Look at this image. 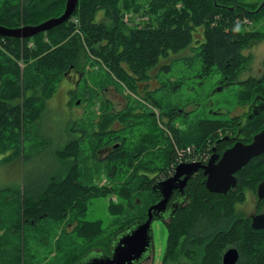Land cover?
Here are the masks:
<instances>
[{
	"label": "trees",
	"instance_id": "obj_1",
	"mask_svg": "<svg viewBox=\"0 0 264 264\" xmlns=\"http://www.w3.org/2000/svg\"><path fill=\"white\" fill-rule=\"evenodd\" d=\"M240 2L242 3L243 0H78L75 11L69 19L48 31L23 38L0 36V149L7 142L12 150L8 159L19 157L21 141L24 139L20 136L39 110L35 103L38 102V85L42 84V90L49 96V92L55 89L57 82L76 67L79 59L94 58L101 62L109 74L124 79L130 90L135 92L140 81L144 82L145 78L147 80V69L154 67L161 56L192 49L191 43L195 38L199 40L197 47L201 70L208 72L212 65L221 71L226 70V67H233L235 61H238L236 59L238 47L234 42L237 36L234 17L238 13L252 15L238 8L237 3ZM64 6L65 0H0V24L7 27L37 24L47 18L60 15ZM140 11V15L146 18H141L145 20V23L142 21V25L129 27L123 21L125 14L129 12L137 14ZM19 60H22L23 68L18 64ZM29 73L38 77L35 83L28 84L24 78ZM145 87L148 88L147 85ZM31 88L37 92L35 99H26V97L22 99L21 94L25 89ZM147 92L149 103L155 94L161 93L159 101H152L155 106L161 107L164 103L168 108L178 106L177 101L173 102L170 98V94L174 92L171 87L166 89L159 81L156 87H151ZM218 128L219 124L216 121L213 128L215 137ZM59 129L56 131L61 140L62 134L59 133ZM52 132L54 133V128H50L49 133ZM112 132L113 130L104 131L103 138L104 135L109 138ZM172 134L173 136L167 135V147L161 156L142 160L140 163L150 162V167L154 165L158 167L164 161L169 164L174 158L176 144L184 146L194 142L203 146L210 133L202 138L203 128L199 126L198 131L197 128L195 129V134L193 131L189 134H178L177 129H173ZM153 138V131L148 130L143 137L142 149L151 150L149 145L155 142ZM43 140L39 141L44 143ZM60 140L53 145L55 147L51 170L47 171L40 181L44 184L30 187L32 188H29L30 192L23 191L19 202L13 191L9 194L0 191V203L6 204L13 198L16 200L14 222L19 231L25 223L36 225L49 217L57 219L69 217L71 220L68 222L77 218L75 229L79 232L96 231L101 224L99 220L83 219L87 205L92 197L106 194L113 189L106 190L83 182L78 177V162H75V165L73 162L70 168L68 167V172L59 178L57 166ZM74 143L71 141L66 144V153L73 152ZM98 144L101 145L102 141H98ZM23 155L24 159L27 158L25 154ZM147 155L149 157V152ZM110 159L117 160L116 156ZM130 161L132 162V153L125 150L120 154L117 162H123L129 168L132 164ZM137 170L136 168L132 171L129 168L128 180L122 183L124 186H114L116 191L120 190V202H111L108 209L111 213H118L126 204L129 207L139 205L142 194L146 196L143 199L142 212L113 235L135 221L144 220L147 208L157 201L158 193L152 185L158 181L156 179L159 176L140 175ZM252 176V179L256 178L255 175ZM200 180L195 181L197 188L191 187L194 201L189 206L190 209L177 214L165 223L167 233L162 264H174L179 259L189 264H222L223 249L236 240L233 235L235 224L230 225V229H226V219L217 218L220 211L226 213V196H218L212 200V206L208 205L203 200V193L207 191ZM135 193L137 194L134 195ZM196 215L197 218L194 217ZM204 215H215L216 219L203 217ZM237 233L239 232L235 233L236 236ZM244 237L241 235L236 240V244L239 242L238 245L244 248H239L240 256L235 264H254L250 260L251 252L259 254L258 264H264V243H262L264 240H256L255 236ZM111 241L112 238L110 245ZM258 244L262 245L261 249L257 247ZM82 255L70 264L76 263ZM0 264H6L1 257Z\"/></svg>",
	"mask_w": 264,
	"mask_h": 264
},
{
	"label": "rangeland",
	"instance_id": "obj_2",
	"mask_svg": "<svg viewBox=\"0 0 264 264\" xmlns=\"http://www.w3.org/2000/svg\"><path fill=\"white\" fill-rule=\"evenodd\" d=\"M246 1L250 4L253 2L256 4L259 3V0ZM140 13L141 11L137 14L129 12L124 15L123 21L129 27L130 25H142V21L145 23V20L141 18H145V16H141ZM259 24H264V22ZM259 24H251L247 27L249 29L242 34V45H247L250 41H253L255 33H253L254 29L250 27H256ZM258 29L259 28H256V30ZM252 43L259 45L254 49L247 48L244 52L246 54L251 53V57H254L251 65L254 67L257 65L256 62L264 56V38L259 42ZM30 44L31 43H29V45ZM77 62L76 67L69 72L67 76L62 77L57 82L55 89L49 92V96L42 90V84L38 85V102H34L38 105L39 110L36 115H34L35 118L32 122L26 125L25 131L20 136L24 137L20 145V155L22 154V159L20 160L21 156L19 155L20 157H18V160H14L12 167H9V164L0 166V188H5L0 189V191H4L8 194L13 191L12 193L18 197L19 202L23 191L30 192V187L36 184H44H41L40 181L46 175V172L51 170L50 165L51 161H53L52 158H54L53 149L55 147H53V145L60 140L57 136L58 131L56 130L62 127L64 121L69 122V124L65 122L63 125L65 134L63 142L60 144V148H58L60 151L57 166L59 173L58 177L62 178L63 175L68 172L70 165L73 162L74 165L75 162H78V177L82 179L83 182L102 187V189L113 190L110 192L105 191L106 194H99L92 197L87 205L86 214L83 219L93 221L99 220L101 224L96 228V231L83 230L79 232L75 229L78 219L75 218L76 220L68 222L71 220L69 217L64 219L49 217L46 220H41L36 225L25 223L24 226L21 227V231H19L16 222H14L16 220L14 216L16 214V200L14 198L10 199L6 204L1 202L0 257L6 264H70L73 263L78 256L82 255V253H84L82 255L83 257L87 252L93 250L109 254L110 240L114 236L113 234L138 215V213L142 212L141 207L144 204L143 199L146 197L142 194H140L139 205L129 207V205L126 204L118 213H111L108 209L111 202H120V190L116 191L114 186H124L122 183L128 180V169L131 168H128L123 162L121 166L119 164L114 165L118 160H106L102 153L100 156L96 151L100 146L98 141L100 142V140L102 141V139L106 140L108 138L107 135H104L103 138L102 135L104 131H111L113 127L117 129L121 127L119 124H116L117 119H120L118 122L123 125V129L119 131L120 133H117V136H128L126 142L131 139L130 143H133L135 148H141L143 146L144 140L141 137L142 132L146 134L148 130L153 131V139L155 142L149 145L151 150L149 148V157L147 156V158L151 159L161 156L166 150L167 142L165 141L164 134L160 131L162 127L158 117L160 107L152 104L160 100L161 93L155 94L149 103L147 87L142 88L137 86L136 92L130 90L127 83L124 82V79L109 74L107 68L94 58L88 60L79 59ZM18 64L23 68L22 60H19ZM178 67H181V65H178ZM147 70L149 71V69ZM174 71H176V68ZM170 75L174 74L171 73ZM34 76L33 73H29L24 78L27 80L28 84L32 82L35 83L38 77ZM217 77L218 76H215L214 78L200 83L198 86V101L203 103L205 98L204 95L210 92L213 102L219 103L226 108V103H233L236 100V96L233 91L226 92V88L214 92L215 87H213V85L218 82ZM161 79L160 75L159 81H161ZM140 82H143V80ZM182 89L170 94V98L173 102L179 100L184 101L187 97L190 98L193 96V92L186 91L184 86ZM36 95L37 92L31 88L25 89L21 97L22 99L24 97H26V99H35ZM133 103H138V105L149 104V106L147 105L145 107L146 109L142 113V117L135 116V121L130 123L126 114L127 109H129L128 106ZM65 108H67V110H64ZM140 108L141 106L138 108L134 106V111L137 112ZM121 115H123V117ZM131 127L133 129L132 138L130 133ZM50 128H54V133H49ZM103 128L106 130H103ZM179 129L181 130V128ZM190 132L191 130H188L185 134H189ZM165 135H167V133ZM40 139L43 140L44 143L42 141L40 142ZM71 141L75 142L73 144V146L75 145L73 152L70 151V153H66V144ZM164 144L166 145L165 147ZM94 146L95 148L93 149ZM176 146L179 145L176 144ZM190 146L191 144L189 143L178 147L177 155L180 153L188 154ZM0 151L1 153L2 151H6L7 156L12 154V150L9 148L7 142ZM142 151V156H144L147 150L142 149ZM23 154H25L27 158L24 159ZM7 156L4 160L0 161V164L7 162L5 161ZM142 160H140L139 163ZM114 168L115 170H112ZM53 169L55 170V167H53ZM4 172H6V175H4ZM108 174L111 175L109 176ZM136 194L137 193L134 195ZM133 202L135 203V201ZM253 208L254 201L250 200V196L248 195L247 201L242 205L243 214L248 215L252 212L251 210H254ZM80 219L82 220V218ZM165 223L166 222L158 218L152 221V251L150 252V256L139 264H162L167 233ZM239 225L243 226L241 223ZM239 225L235 224L234 230L236 232H238ZM243 227L244 230L247 229L246 224ZM256 240L259 239L256 238ZM237 243L239 244V242ZM238 246L241 249L244 248L240 245ZM261 246L260 244L257 245L260 249ZM68 255L72 256L65 258ZM249 255H252L250 260H252L254 264H258L259 254L251 252Z\"/></svg>",
	"mask_w": 264,
	"mask_h": 264
},
{
	"label": "flooded vegetation",
	"instance_id": "obj_3",
	"mask_svg": "<svg viewBox=\"0 0 264 264\" xmlns=\"http://www.w3.org/2000/svg\"><path fill=\"white\" fill-rule=\"evenodd\" d=\"M263 1L264 0H259L257 4L255 2L250 4L246 0H243L242 3H237L238 8L252 15L246 16L238 13L234 17V22L237 25V36L234 42L237 43L238 47V55L236 57L238 61H235L233 67H226V70L221 71L216 66L212 65L208 72L201 70L202 66L198 57L199 53L197 47L199 40L195 38L193 39V43H191L192 49L188 48L177 54H169L164 57L161 56L157 64L149 69L147 80L144 79L145 81L140 82L138 85L142 88L147 85L149 91L152 85L153 88L158 85L159 79H157V77L161 75L162 79L159 82L161 86H164L166 89L171 87V90L176 92L181 90L184 86L186 91L193 92L192 97H187L184 101H177L178 106L168 108L165 103L162 104L158 111L159 123L162 127L160 131L164 134L165 141L167 142V135L170 134L173 136V129H177L178 134H185L188 130H191V132L193 131L195 134V129L197 128L198 131V127L200 126L203 128L202 138L210 133L206 137L203 146L199 144L196 145L192 142L190 143L191 146L188 154L180 153L179 155H177V152L180 146H175L174 158L169 164L165 161L161 162L158 167L155 165L150 167V162L139 164L140 160L149 159L147 158L149 148L144 149L147 150V152L142 156V147L135 148L134 144L130 143L131 139L126 142L128 136H117V133L123 129V125L118 122L120 119H117L116 124H119L121 127L118 129L113 127L111 136L106 140L102 139V144L97 148L96 151L98 154L101 156L102 153L104 159L109 161H111L110 158H113V156H116L118 160L120 154L127 150L132 153V162L130 161L132 164L130 169L133 171L137 168V172L140 175H157L159 176V178L156 179L158 181L165 180L174 175L177 170L178 172H188L197 166L196 170L189 175V178L182 188H180L179 184L177 188L172 190L161 215L159 217L153 216V220L158 218L163 222H168L177 214L189 210V206H191L194 201L191 187L197 188L195 181L201 179L200 182L207 191V193H203V200L208 203V205L212 206V200L214 198L223 195L226 196V213L220 211V215L217 216V218L226 219V229H230V225L233 223L238 225L241 223L243 226L246 224L247 229L245 230L243 226L239 225L241 227H238V236H236V232L233 231L236 240H238L241 235L245 236V232L248 237L256 236L259 241L264 240V226L255 228L251 225L252 217L255 215L263 216L259 223H264V151L252 156L238 170L232 173L236 178V183L235 186L231 187L228 191L215 192L209 190L206 186V177L208 175L206 172L209 173L210 170H215L214 166L218 163L225 150L232 147L236 142H241L243 144L250 143L254 135L264 129V56L259 59L260 61L258 60L259 62H256L257 65L253 67L251 65L254 57H251V53L246 54L244 52L247 48H257L259 44L252 42H259L264 38V24H259L264 22V4L261 6ZM251 24H259L256 27H250L254 29V39L247 45H242V34L249 29L247 27ZM256 28L259 29L256 30ZM226 31H228L227 27ZM178 65H181V67H178ZM175 68L176 71H174ZM171 73L174 75H170ZM215 76H218V82L213 85V87H215L214 92L226 88V92L233 91L236 96V100L233 103H226V108L219 103H214L210 92L204 95L205 98L203 103L198 101V86L200 83L214 78ZM145 82L147 84H145ZM147 105L149 106V104L138 105V103L129 105L128 118L130 123L135 121V116H143L142 113ZM134 106L136 108L141 106V111L135 112ZM216 121L219 124V128L217 130V136L215 137L213 128ZM179 128H181V130ZM168 131L171 133L165 135ZM130 133L132 138V127ZM144 134L145 132L141 133L142 138ZM165 146L164 144V147ZM249 162L250 164H248ZM179 163H185V165L177 168ZM118 164L121 166L122 162ZM247 165L249 166L247 167ZM185 175V173L182 174L174 183H180ZM252 175H255L256 178L252 179ZM198 187H201V185H198ZM157 193L158 196L156 200L160 198L159 191H157ZM248 195L250 196V200L254 201V210H251L252 212L245 215L243 214L244 211H242V205L247 201ZM194 217L197 218L198 215ZM203 217L216 219L214 218L216 217L215 215H204ZM236 240H233L234 242L225 246L221 254V262L223 254L230 248L236 249L238 254L237 260L239 259L240 249L238 243L236 244ZM178 262L186 261L179 259L175 263ZM186 263L189 264L188 262Z\"/></svg>",
	"mask_w": 264,
	"mask_h": 264
},
{
	"label": "water",
	"instance_id": "obj_4",
	"mask_svg": "<svg viewBox=\"0 0 264 264\" xmlns=\"http://www.w3.org/2000/svg\"><path fill=\"white\" fill-rule=\"evenodd\" d=\"M78 4V0H65L63 12L55 17L47 18L37 24H25L18 27H7L0 24V36L23 38L32 37L40 32L48 31L53 27L69 19ZM264 1L261 3V6ZM264 151V129L255 134L253 140L248 144L236 142L232 147L225 150L218 163L214 166L215 170H210L206 177V186L215 192H226L235 186L236 178L232 175L252 156ZM185 165L179 163L177 168ZM208 167V166H207ZM195 166L188 172H178L165 180L156 181L152 187L159 191L160 198L147 208V216L144 220L135 221L120 230L112 237L110 253L93 250L87 252L80 260L74 264H139L150 256L153 247V237L151 223L153 216H160L172 190L184 186L189 175L196 170ZM227 169V171H226ZM186 174L180 183H174L182 174ZM261 185V184H260ZM261 215L252 217L251 225L255 228L264 226L259 223ZM238 258L236 249H228L222 256L223 264H235ZM175 264H187L178 262Z\"/></svg>",
	"mask_w": 264,
	"mask_h": 264
},
{
	"label": "crops",
	"instance_id": "obj_5",
	"mask_svg": "<svg viewBox=\"0 0 264 264\" xmlns=\"http://www.w3.org/2000/svg\"><path fill=\"white\" fill-rule=\"evenodd\" d=\"M64 110H67V108H65ZM65 122H67V121H64L63 122V125L65 124ZM68 124H69V122H67ZM67 124V125H68ZM63 125H62V127L60 128V130H59V133H61L62 134V136H61V138H62V140H60V143H62L63 142V138H64V128H63ZM48 146V145H47ZM20 155V154H19ZM7 156V152L6 151H2V153H1V151H0V161H2V160H4V158ZM21 156V157H20ZM19 157H20V160L22 159V154L20 155ZM8 158H10V155H8L7 156V158H6V160L5 161H7V162H9V163H7V162H4V163H2V164H0V166H2V165H4V164H9L8 166L9 167H12L13 166V164H14V160H18V157H14V158H11V159H8ZM0 169H1V167H0ZM7 169V168H6ZM5 169V170H6ZM4 175H6V172H4ZM0 189H5L4 187H1ZM30 189H32V188H30ZM7 191V190H6Z\"/></svg>",
	"mask_w": 264,
	"mask_h": 264
}]
</instances>
